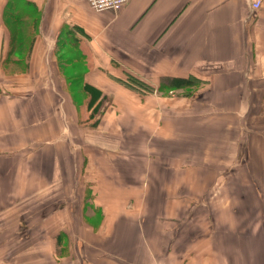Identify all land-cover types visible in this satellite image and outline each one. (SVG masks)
Here are the masks:
<instances>
[{
    "label": "crops",
    "instance_id": "0c3cea01",
    "mask_svg": "<svg viewBox=\"0 0 264 264\" xmlns=\"http://www.w3.org/2000/svg\"><path fill=\"white\" fill-rule=\"evenodd\" d=\"M36 1L15 20L0 0V264H246L233 252L253 227L190 241L174 225L222 184L191 165L190 139H253L237 128L264 107V0ZM179 109L175 163L160 141Z\"/></svg>",
    "mask_w": 264,
    "mask_h": 264
},
{
    "label": "rangeland",
    "instance_id": "374dc122",
    "mask_svg": "<svg viewBox=\"0 0 264 264\" xmlns=\"http://www.w3.org/2000/svg\"><path fill=\"white\" fill-rule=\"evenodd\" d=\"M37 3L36 0H9L7 11H14L23 18H37L42 12ZM203 109L209 111L208 108ZM196 112L197 110L193 108L191 113ZM170 114L176 115L174 138L168 140L167 144H162L161 141L159 144L172 149L173 161L178 163L185 161V151L188 150L187 145L185 146L187 139L182 138L181 129V116L187 112H181L179 109ZM244 119L251 122L238 123L237 132L248 134V128L252 127L253 139L247 137L232 139L228 136L230 129L225 131V128L221 131V134L226 136L223 138L197 139L195 135V140L190 139L188 157L191 165L200 167V172L210 182L220 179L222 184L216 186L209 194L215 197L214 200L207 199L209 201L190 204L194 207L191 208L189 219L184 220L183 224L177 223L174 226L184 228V237L187 236L190 241L195 239L199 232L206 231L209 227L218 226L223 229L232 226L242 229L243 233H245L243 228L253 227L255 230L253 235L247 234L250 238L249 243L244 244L243 250L237 245L241 251L233 252V254L237 257L243 255L242 262L247 261L246 264H264V137L262 136L264 135V107L249 108ZM190 133L192 137V132ZM151 205L152 214L160 210L157 207L159 204ZM220 236L218 237L223 245L234 243V237L237 243L243 244L245 240V234L231 236L222 232Z\"/></svg>",
    "mask_w": 264,
    "mask_h": 264
},
{
    "label": "built area",
    "instance_id": "2783aa9c",
    "mask_svg": "<svg viewBox=\"0 0 264 264\" xmlns=\"http://www.w3.org/2000/svg\"><path fill=\"white\" fill-rule=\"evenodd\" d=\"M90 7L97 11L113 10L115 12L120 11L131 0H85ZM262 5V0H253L252 8L254 10L259 9Z\"/></svg>",
    "mask_w": 264,
    "mask_h": 264
},
{
    "label": "trees",
    "instance_id": "16d2710c",
    "mask_svg": "<svg viewBox=\"0 0 264 264\" xmlns=\"http://www.w3.org/2000/svg\"><path fill=\"white\" fill-rule=\"evenodd\" d=\"M7 18L8 19H15V20H21L23 19V17L21 15H19L18 13H15L13 11H10L8 14H7ZM16 29V28H14ZM133 81V82H132ZM130 82H128V84L134 88H137V85H140L139 82H137L136 80H132ZM171 82V85L170 87H176L177 89H181V87H191V86H195L196 85V81H192V79H173V80H170ZM169 87V86H168ZM175 88V89H176ZM194 90H192V88H189L186 90V93L187 94H192Z\"/></svg>",
    "mask_w": 264,
    "mask_h": 264
}]
</instances>
